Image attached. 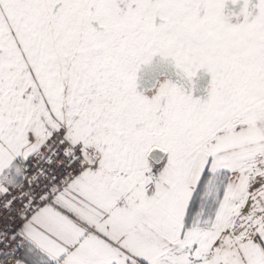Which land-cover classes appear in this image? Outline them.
<instances>
[{"label": "snow or ice", "instance_id": "6c2138e0", "mask_svg": "<svg viewBox=\"0 0 264 264\" xmlns=\"http://www.w3.org/2000/svg\"><path fill=\"white\" fill-rule=\"evenodd\" d=\"M229 2L0 0V264H264V0ZM154 57L207 96L138 92Z\"/></svg>", "mask_w": 264, "mask_h": 264}, {"label": "rangeland", "instance_id": "374dc122", "mask_svg": "<svg viewBox=\"0 0 264 264\" xmlns=\"http://www.w3.org/2000/svg\"><path fill=\"white\" fill-rule=\"evenodd\" d=\"M257 0H251L249 4V11L252 10V5H254ZM243 7V0L235 5L230 2L226 4L224 9V15L238 16L240 9ZM162 62L159 57H154L151 65L145 67L142 66L140 71L137 73V91L143 94H148V90L151 89L157 80H170L176 83L178 86L184 88L186 94H191L193 99H204L207 96V91L211 83V75L208 83L199 84L197 74L193 77L192 81L189 83L182 75L178 74V70L173 66L164 67L159 65L156 75L153 79H149L147 73L151 70L154 65ZM201 71V70H200ZM199 73V71L197 72ZM197 81V82H196Z\"/></svg>", "mask_w": 264, "mask_h": 264}, {"label": "flooded vegetation", "instance_id": "af4514ba", "mask_svg": "<svg viewBox=\"0 0 264 264\" xmlns=\"http://www.w3.org/2000/svg\"><path fill=\"white\" fill-rule=\"evenodd\" d=\"M159 65L160 66L163 65L164 67H171V66H173V63H171L170 61H162V62H159L158 64L156 63L154 65V67H152L151 70H149V72L147 73L149 79L152 80L153 77L156 75ZM196 74H197V77H198L197 81H198L199 84H203V83H206V82L208 83V81L210 79V74L209 73L201 70V71H199V73H196Z\"/></svg>", "mask_w": 264, "mask_h": 264}, {"label": "clouds", "instance_id": "9594fccd", "mask_svg": "<svg viewBox=\"0 0 264 264\" xmlns=\"http://www.w3.org/2000/svg\"><path fill=\"white\" fill-rule=\"evenodd\" d=\"M163 82V80H158L157 81V86L160 84V83H162ZM146 95H150V94H146Z\"/></svg>", "mask_w": 264, "mask_h": 264}]
</instances>
